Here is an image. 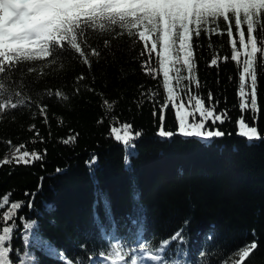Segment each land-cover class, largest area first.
<instances>
[{"label": "trees", "instance_id": "trees-1", "mask_svg": "<svg viewBox=\"0 0 264 264\" xmlns=\"http://www.w3.org/2000/svg\"><path fill=\"white\" fill-rule=\"evenodd\" d=\"M210 40L211 48L203 34L198 41L197 74L205 85L200 92L206 96L210 89L220 101L219 109H229L231 117L217 124L225 135L211 140L158 136L153 102L141 93L157 91L162 102L158 83L162 74L154 80L141 71L136 59L141 45L130 48L127 37L114 42V54L103 53L98 62L93 58L90 72L73 63L58 78L48 74L38 83L37 74L26 71L28 65L16 72L14 79L23 77L28 85L24 91L34 100L45 87L62 88L70 100L63 106L45 100L50 104L48 125L39 116L31 118L35 108L10 111L0 120V158L10 154L9 140L12 145L24 142L29 150H47L41 162L0 167V197L11 193V201L33 204L19 210L18 217L24 220H15L18 227L11 244L18 251L13 259L28 251L31 264H64L60 256L36 246V228L25 232L23 224L35 221L38 234L54 249L83 264H90L87 257L113 236L129 241L147 237L156 245L177 231H182L183 240L173 241L168 255L186 264H216L222 254L253 239L259 246L245 264H264V140L249 144L237 135L238 66L223 60L230 55L226 36L213 34ZM213 57L221 58L218 66H206ZM80 73L94 91L73 94L74 77ZM105 99L113 103L108 115ZM258 102L256 126L264 135V69L259 68ZM165 115L166 130L176 131L174 110H166ZM245 115L251 122L250 114ZM111 117L131 123L133 131L141 133L134 149L110 136ZM102 118L103 123H97ZM32 124L44 143H27L34 136L28 131ZM70 137H75L74 143L61 142ZM93 155L97 159L90 168L86 161ZM108 204L111 211L106 214ZM201 251L208 253L203 261Z\"/></svg>", "mask_w": 264, "mask_h": 264}, {"label": "snow or ice", "instance_id": "snow-or-ice-1", "mask_svg": "<svg viewBox=\"0 0 264 264\" xmlns=\"http://www.w3.org/2000/svg\"><path fill=\"white\" fill-rule=\"evenodd\" d=\"M202 34L209 38V48L213 34L226 36V43L231 47L230 55L223 60L235 61L238 66V103L234 105L240 113L234 121L237 135L249 144L264 140L256 126L261 112L258 68L264 69V0H0V120L10 111L35 108L31 118L39 116L48 125L50 104L45 100L59 106L70 100L62 88L53 87L38 91L39 99L34 100L32 94L24 91L28 85L23 77L14 79L23 65H28V73L37 74L36 83L48 74L58 78L73 63H79L90 72L93 58L98 62L103 53L114 54V42L127 37L130 48L141 45L136 58L141 71L154 80L162 74V81H158L163 90L162 102L157 100L161 95L157 91L149 89L141 93L153 102L152 116L158 121V136L221 138L225 133L217 124L223 125L231 117L229 109H219L220 101L210 89L206 96L200 92L205 86L197 74V52L201 48L198 41ZM220 59L213 57L206 66H218ZM86 79L84 73L74 77V95L94 91L83 83ZM103 106L106 115L110 114L113 103L105 99ZM166 110H174L176 131L165 128ZM245 114H250L251 122ZM111 119L110 136L126 149H134V141L141 133L133 131L131 123L120 122L116 117ZM97 123H103V118ZM28 131L34 136L27 143L45 142L35 124L30 125ZM61 142L74 143L75 137ZM6 143L10 154L0 158V167L41 162L47 152L46 149L29 150L24 142L12 145L9 140ZM96 159L93 155L86 164L91 168ZM125 163H128L127 155ZM24 195L31 194L25 192ZM24 206L31 208L32 201H11V193L0 197V210H3L0 212V264H31L32 254L28 251L13 259L18 250L11 244L18 227L15 220L25 219L18 217ZM110 211L108 204L106 214ZM34 228L37 230L33 238L38 248L60 256L64 264H83V261L67 260L54 249L38 234L35 221L23 224L25 232L31 233ZM182 240V231L156 245L147 237L129 241L113 236L87 259L90 264H186L168 255L171 243ZM24 241L27 246L29 236L26 235ZM258 246L253 239L233 252L222 254L216 264H245ZM207 255L204 251L199 253L202 261Z\"/></svg>", "mask_w": 264, "mask_h": 264}]
</instances>
